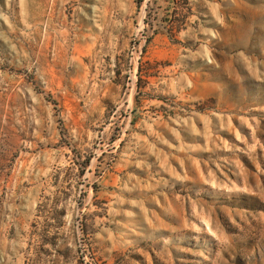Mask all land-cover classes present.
Instances as JSON below:
<instances>
[{
	"label": "rangeland",
	"instance_id": "rangeland-1",
	"mask_svg": "<svg viewBox=\"0 0 264 264\" xmlns=\"http://www.w3.org/2000/svg\"><path fill=\"white\" fill-rule=\"evenodd\" d=\"M0 264H264V0H0Z\"/></svg>",
	"mask_w": 264,
	"mask_h": 264
}]
</instances>
